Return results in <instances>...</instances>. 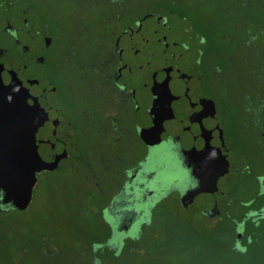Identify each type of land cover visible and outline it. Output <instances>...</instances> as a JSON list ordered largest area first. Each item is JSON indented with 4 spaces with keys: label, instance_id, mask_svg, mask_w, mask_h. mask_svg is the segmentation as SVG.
<instances>
[{
    "label": "flooded vegetation",
    "instance_id": "flooded-vegetation-1",
    "mask_svg": "<svg viewBox=\"0 0 264 264\" xmlns=\"http://www.w3.org/2000/svg\"><path fill=\"white\" fill-rule=\"evenodd\" d=\"M211 1L0 0V64L36 80L61 114L66 155L38 174L27 207L49 178L76 232L61 243L55 231L14 221L9 234L0 223V264H181L191 249L179 248L193 242L171 238L173 212L210 220L184 210L185 184L217 176L220 216L240 193L264 194V0H214L217 18ZM188 122L204 135L175 136L193 133ZM219 131L227 176L182 167L177 147ZM14 194L0 193V215L27 209L12 208ZM244 226L232 250L264 247Z\"/></svg>",
    "mask_w": 264,
    "mask_h": 264
},
{
    "label": "water",
    "instance_id": "water-1",
    "mask_svg": "<svg viewBox=\"0 0 264 264\" xmlns=\"http://www.w3.org/2000/svg\"><path fill=\"white\" fill-rule=\"evenodd\" d=\"M60 118L59 111L47 105L44 89L36 80L27 79L0 64V193L7 188L15 190L14 196L9 198L14 210L22 211L27 207L38 174L53 170L65 157L64 144L55 135ZM187 126L192 129V134H183L177 128L175 136L194 138L204 135L203 127H197L193 122H188ZM173 127L174 124H169L167 131ZM183 144L176 148L182 167L192 160L202 166L209 165V169L219 170L218 176H227L228 162L221 131L214 141ZM216 178L194 183L192 187L184 185L181 204L185 211L200 213L210 220L219 218V206L215 199ZM262 215L264 209L256 212L254 217ZM247 219L248 216H245L241 224ZM247 241L244 236L237 244L243 247Z\"/></svg>",
    "mask_w": 264,
    "mask_h": 264
},
{
    "label": "rangeland",
    "instance_id": "rangeland-1",
    "mask_svg": "<svg viewBox=\"0 0 264 264\" xmlns=\"http://www.w3.org/2000/svg\"><path fill=\"white\" fill-rule=\"evenodd\" d=\"M221 2V1H220ZM219 2V3H220ZM217 1L212 0L209 4V7L212 10L211 15L216 16L217 13ZM218 3V4H219ZM261 5V4H260ZM217 18V16H216ZM43 176H39V185L37 186V191L35 193V197L31 201L30 205L27 207L26 210L18 213H7L6 215H0V223L5 226L8 230L7 233L10 234V223L11 222H18L20 225H17V228L21 229H28L30 231H55L60 233V242H66L68 239H73L75 235L74 228H72L70 220L65 218L58 211L60 200L58 198H54V195H51L52 192L49 188L46 187L45 182L48 183L50 180L49 178L45 177L42 179ZM44 186V187H43ZM248 191L249 188L245 187ZM254 189L249 191H253ZM244 194L240 193L241 199H237L236 203L240 206L234 204L233 207L222 208V214L226 213L229 216H234L235 218L241 217L242 212H245V208L251 210L253 213L258 212L264 209V195H260L254 199H248V196H243ZM262 224H264V217H262ZM254 219L250 220L249 223H252ZM183 225L185 228L184 230L192 231H204L206 234L207 230L212 229V224L202 220L199 216L194 215L192 218H188L185 213H181L177 211V209L173 212L172 218L170 220V224L172 227L169 229L174 230L178 226L177 224ZM17 224V223H16ZM14 229V227H12ZM17 231V230H16ZM97 238L101 237L102 232H98ZM264 239V234L262 235ZM158 239H162V237H158ZM199 250V253L196 252ZM210 255V254H209ZM208 250L206 248H194L192 252V256L195 258L187 259L184 257V260L187 264H211V261H208ZM250 260L253 262H257V264H264V251L259 252L256 254L254 258L251 259V254L249 255ZM188 260V261H187Z\"/></svg>",
    "mask_w": 264,
    "mask_h": 264
},
{
    "label": "trees",
    "instance_id": "trees-1",
    "mask_svg": "<svg viewBox=\"0 0 264 264\" xmlns=\"http://www.w3.org/2000/svg\"><path fill=\"white\" fill-rule=\"evenodd\" d=\"M264 195V194H263ZM246 213L242 212L241 217L235 218L234 216H229L224 213L221 214L217 220H206L203 217L199 216L202 220H205L212 224V229L207 230L206 234L204 231H190L184 230V226L180 223L177 224L175 231L171 234L172 239L187 241L190 244H182L179 249H191L187 253V259L195 258L192 256L194 248L208 250V261H211V264H253L250 260L249 255L251 254V259L256 256L259 252L264 251V247L261 245H255L254 243H249L246 249L241 252H235L232 250V243L236 239H239L240 233L238 232L239 224L241 226V220L245 217ZM264 217V215H262ZM262 217L260 218H249L245 221L244 234L248 236L251 241L264 240L262 235L264 234V224H262ZM254 219L252 223H249L250 220ZM188 250V251H189ZM196 252L199 253V250ZM185 253L181 254L182 256ZM188 261V260H187ZM181 264H187L183 258ZM257 264V262H254Z\"/></svg>",
    "mask_w": 264,
    "mask_h": 264
}]
</instances>
